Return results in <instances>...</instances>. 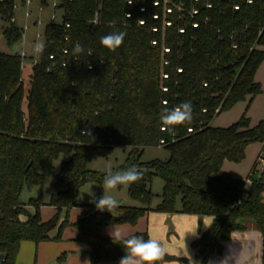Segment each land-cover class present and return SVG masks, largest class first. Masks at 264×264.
Masks as SVG:
<instances>
[{
    "label": "trees",
    "instance_id": "trees-1",
    "mask_svg": "<svg viewBox=\"0 0 264 264\" xmlns=\"http://www.w3.org/2000/svg\"><path fill=\"white\" fill-rule=\"evenodd\" d=\"M14 3L0 0V14L9 22L2 34L11 47L0 51L1 264L15 263L23 240H49L55 229L54 238H61L67 225L76 228V241L88 245L91 264L120 260L122 241L114 243L102 229L136 225L148 211L211 216L208 228L191 242L204 263L222 253L233 232L253 224L262 234L264 264V169L253 177L257 161L245 179L221 172L224 161L239 163L248 145L264 143V119L251 126L245 111L228 127L212 125L238 102L264 93L255 80L264 61V0H58L61 20L45 25L43 51L26 72L19 51H13L23 36L11 22ZM110 21H116L114 27ZM116 29L127 35L121 47L109 51L100 39ZM77 42L85 53L74 57ZM186 101L192 104V122L164 128L161 110ZM85 128L94 140L81 136ZM115 146L131 150L113 171L145 169L141 180L128 185L138 205L121 204L109 213L89 203L70 223L81 186L93 183L95 197L103 195L105 174L88 164ZM146 147H163L169 157L141 161ZM61 154L68 158L57 171L54 161ZM155 176L164 184L160 202L152 207ZM48 177L55 178L57 191L47 203L32 198L30 213L20 201L23 188L41 187ZM44 205L56 209L47 221L41 218ZM132 235L149 238L147 232Z\"/></svg>",
    "mask_w": 264,
    "mask_h": 264
},
{
    "label": "crops",
    "instance_id": "crops-1",
    "mask_svg": "<svg viewBox=\"0 0 264 264\" xmlns=\"http://www.w3.org/2000/svg\"><path fill=\"white\" fill-rule=\"evenodd\" d=\"M37 2L39 6V0ZM49 3L50 2L48 0V6H46L45 10L49 7ZM37 16L38 14L35 16L32 13L33 22ZM262 48L264 49V47ZM255 80L260 83L262 89L264 90V61L256 70ZM245 111L250 119L251 126L256 125L259 121L264 119V93L256 95L252 100L247 99L245 101L238 102L230 110L225 111L214 118L212 125L215 127H228L232 123L238 121ZM260 154L264 155V143H252L247 146L246 157L243 161L235 163L226 160L221 167V172H227L235 178L245 179L254 164L258 161ZM257 169L258 171L253 174L254 178H259L262 171V169L258 167ZM127 201L128 199H124L123 203L126 204ZM133 204L138 205L137 202H133ZM157 204H151V206L154 207ZM27 210L30 213H33L31 209ZM52 212L53 215L56 212L54 207ZM79 215H77V218ZM64 217L65 210L61 213L60 223L63 221ZM20 218L22 220L26 219L24 215ZM142 219L144 221L146 219H148V221L151 220V223L147 226L141 224L133 226L132 228H123L124 231L121 234L125 236L124 234L132 235L137 232H147L149 238L151 237L165 243L163 246L168 249V255L184 257L187 256L188 251L189 255H191L194 260L200 262V264H204L201 259L196 257L195 251L191 248V242L197 239L200 234L208 228L213 219L211 216L188 214L175 216L167 213L148 211L142 218L139 219V221ZM76 220H69V222L73 223ZM122 227L125 226L123 225L120 228H116L120 230ZM105 229L107 228L102 229V234L104 236L111 237L110 235H105L103 233ZM116 230L117 229L113 231L117 232L118 230ZM195 231L196 234L192 235ZM62 232L61 238L58 239L54 238L57 235V229H55L50 232L49 240L40 242L23 240L20 243V248L14 264H85V261H90L88 245L75 240L78 233L77 230H73L71 232L63 230ZM84 247L87 248L88 251L82 252V248ZM62 254H65L63 261L59 260V257ZM226 255L236 256L237 264H262L261 232L253 224H249L248 229L245 231L233 232L230 239L224 242L222 253L210 258L209 262L211 261L212 264H219V261ZM118 262L119 260H114L104 261L98 264H118ZM209 262L207 264H209ZM89 264H91V261ZM165 264L180 263L176 260H167ZM232 264H235L234 260L232 261Z\"/></svg>",
    "mask_w": 264,
    "mask_h": 264
},
{
    "label": "rangeland",
    "instance_id": "rangeland-1",
    "mask_svg": "<svg viewBox=\"0 0 264 264\" xmlns=\"http://www.w3.org/2000/svg\"><path fill=\"white\" fill-rule=\"evenodd\" d=\"M37 1L38 0L33 1V4L30 7L31 12L35 16H36V14H39V11L37 10V7H38ZM52 1L53 0H49V2H50L49 7L45 10L44 13L41 14L42 23L39 25L34 24L35 21L33 22L32 16H31V18L25 17V11H26L25 6L20 5L19 8L15 12L16 22L15 23L13 22V23L17 24L20 28H23L25 25L28 26V29L24 31V35L22 36V39H21L19 45H16V50L19 51L20 54L22 51H24L26 53V57H24V59H23V63L25 66V68H24L25 72L27 71V69H29L33 60L36 59V57H37L38 51H36V48H38V46L41 44L43 45L44 27L48 22L51 21V15L53 13H55V15H56L55 21L56 22H59L61 20L60 13L56 12L55 10L53 12V9L51 7ZM8 25H9V22L4 20L0 14V51L1 52H10L11 51L10 45L7 43L5 37L2 34V30L5 27H7ZM38 34L40 36H38ZM23 80L26 83L27 79H26V76H24V75H23ZM130 150H131V147H129V146H115V147H113V149L111 150V153L107 157H97V158L93 159L88 164V169L91 171H94V172H98L99 174H105L108 168H111L112 170H114L118 166L123 164V162L125 161L127 154L129 153ZM168 157H169V152L163 147H146L143 149V151L141 153V161H144V162L151 161L154 159L166 160ZM67 158L68 157L66 155L61 154L54 161V165H55L57 171H59L61 163L65 160H67ZM163 184H164L163 180L159 176L154 177L152 184H151V189H152V192L154 193L152 204H157L160 202V200H161L160 195H161L162 190H163ZM101 190L103 193V183L101 184ZM56 191H57V188L55 186V178L54 177H48L45 179V181L41 187L40 186H33L31 188H28L27 186H24L21 197H20V201L22 203L28 204V205H26V208L31 209L34 213V211H35L34 207L29 205L30 200L32 198L41 197V199L47 203L50 201L52 195ZM91 192H93L94 194L96 193V185L93 183H86L80 187L78 194H77V197H76L77 206L73 207L69 212L68 219L70 221L76 220L77 215H79L83 209L82 208L83 205L91 203L90 201H91L92 197H90L88 195V194H91ZM108 194L113 195L116 199L122 201L121 204H125V203H123V200L128 199L126 205H134L133 202H135V201H132V199L129 197V194H128V185H123L121 188H117L115 190H112ZM175 207L177 209H179L181 207V202H180L179 196L176 199ZM41 210H42L41 218L43 221H47L53 216V212H52L53 207L52 206L44 205L41 207ZM172 215L183 216L184 214L183 213H174ZM170 222H172V221H170ZM150 223H151V220L148 221V219H146L145 221L142 219V220L138 221V223L136 225H132V224L125 223V222L114 223V224H111V225L104 227L107 229H105L103 233L105 235H109L110 231H113L115 229L118 230V228H116V227L120 228L121 226L124 225L125 227H122L120 230H118V231H120L119 233H123V231H124L123 228H130V227L132 228L133 226H137V225H141V224H144L145 226H147ZM63 230H66V232H71L73 230L76 231V229L72 225L65 226ZM124 235L126 236V234H124ZM161 244L163 245L165 243L161 242ZM84 251H88V249L85 247L82 248V252H84ZM213 256H217V254H214ZM165 262H167L165 257L163 260H161V263L159 261L160 264H165ZM178 262L180 264H188V262H180V261H178ZM207 263H204V264H207Z\"/></svg>",
    "mask_w": 264,
    "mask_h": 264
},
{
    "label": "clouds",
    "instance_id": "clouds-1",
    "mask_svg": "<svg viewBox=\"0 0 264 264\" xmlns=\"http://www.w3.org/2000/svg\"><path fill=\"white\" fill-rule=\"evenodd\" d=\"M132 0H129V4ZM116 21H110V26L114 27ZM127 33L116 29L108 34L104 35L100 39V43L103 47L109 51H116L124 42ZM44 45H39L37 51H43ZM85 53L83 46L77 42L72 48V55L77 57ZM87 55H92L88 52ZM67 66V65H66ZM65 66V67H66ZM193 108L190 101L182 102L176 107L169 109L167 107L161 110L160 121L164 128L172 129L178 125L190 124L192 122ZM81 136L91 137L94 140L92 132L90 129L85 128L81 131ZM145 169L133 165L127 169H121L118 171H113L108 168L103 179V195L99 198L95 197V194L91 192L88 194L91 199V203L94 204L97 211L104 212L107 211L112 213L115 209L119 208L122 201L116 199L113 195L108 194L110 191L117 189L123 185H130L132 183L138 182L143 178ZM193 233L192 235H195ZM114 243L117 241H122L120 244L124 250L125 255L120 258L118 264H157V262L164 259L168 254V249L165 248L161 242L154 238L144 239L142 236L137 235H126L123 236L119 232L110 231ZM188 264H200V262L193 259L187 251ZM237 264L236 256L226 255L219 264H232V261ZM90 261H85V264H89ZM209 264H212L210 261Z\"/></svg>",
    "mask_w": 264,
    "mask_h": 264
},
{
    "label": "built area",
    "instance_id": "built-area-1",
    "mask_svg": "<svg viewBox=\"0 0 264 264\" xmlns=\"http://www.w3.org/2000/svg\"><path fill=\"white\" fill-rule=\"evenodd\" d=\"M33 1L34 0H24L23 3H20L19 0H15L14 6H13L14 11L16 12V10L19 8V6L20 5H23L26 8L25 17L26 18H31L32 12L30 10V7L33 4ZM45 1L48 3V0H39V6L37 8V10L39 11V14H38L37 18L35 19V24H38L39 25V24L42 23V21H41V14L45 11V8H46V6L43 4ZM49 5H50V3H49ZM57 5H58V0H53L52 1V4H51V7L53 9V12H54V10H55V8H56ZM55 19H56V15H55V13H53L51 15V21H55ZM11 22H14V23L16 22V16L15 15L12 17ZM21 29L23 30V35H24V31L28 29V26L25 25ZM38 36H40V35L38 34ZM36 51H37V48H36ZM20 55H21V58H22L21 67H22V69H24L25 66H24V63H23V59H24V57H26V53L24 51H22ZM35 63H36V59L33 60V62H32L31 65H33ZM162 142H163V140H162ZM258 168L264 169V155L263 154L258 158ZM3 261H4V259L2 258V260H0V264Z\"/></svg>",
    "mask_w": 264,
    "mask_h": 264
},
{
    "label": "water",
    "instance_id": "water-1",
    "mask_svg": "<svg viewBox=\"0 0 264 264\" xmlns=\"http://www.w3.org/2000/svg\"><path fill=\"white\" fill-rule=\"evenodd\" d=\"M13 51H16V46L13 47ZM115 219H118V216H115ZM159 262H157L158 264Z\"/></svg>",
    "mask_w": 264,
    "mask_h": 264
}]
</instances>
